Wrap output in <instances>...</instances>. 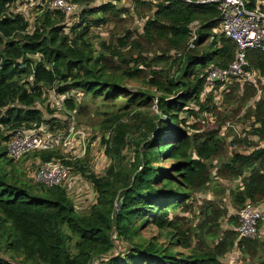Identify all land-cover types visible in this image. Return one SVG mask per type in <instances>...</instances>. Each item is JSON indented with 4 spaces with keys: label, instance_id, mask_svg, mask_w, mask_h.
Wrapping results in <instances>:
<instances>
[{
    "label": "trees",
    "instance_id": "1",
    "mask_svg": "<svg viewBox=\"0 0 264 264\" xmlns=\"http://www.w3.org/2000/svg\"><path fill=\"white\" fill-rule=\"evenodd\" d=\"M94 1L69 0L79 6L74 21L46 0H0V264H221L233 249L264 264V237H240L231 214L221 228L228 210L215 200L226 194L236 211L245 202L264 208V52L247 51L256 85L232 80L203 95L208 69L236 55L215 4ZM244 1L253 8L257 0ZM126 15L141 19L139 31L124 27L107 39L97 32L122 25ZM52 89L64 96L56 110L63 118L51 108ZM218 90L236 111V97L244 105L258 96L240 136L231 126L221 134L229 116L213 101ZM88 99L107 105L92 121L110 159L102 173L56 150L29 153L40 163L60 159L71 177H86V206L66 183L47 186L17 171L6 145L21 127L66 130L69 113H87ZM203 112L221 117L213 125L206 116L204 126ZM165 131L171 135L160 137ZM203 190L212 198L197 203Z\"/></svg>",
    "mask_w": 264,
    "mask_h": 264
},
{
    "label": "built area",
    "instance_id": "2",
    "mask_svg": "<svg viewBox=\"0 0 264 264\" xmlns=\"http://www.w3.org/2000/svg\"><path fill=\"white\" fill-rule=\"evenodd\" d=\"M48 6L59 9L67 14L76 13L79 6L69 0H46ZM189 4H215L220 14V30L225 37L236 45L234 59L225 67L211 66L208 69L202 94L205 95L215 85H220V91L232 80L257 84L256 72L249 68L247 51L259 49L264 52V0H257L253 8L247 6L244 0H182ZM197 22L190 24L188 48L194 47ZM52 96H56L52 89ZM74 113H69L66 132L54 133L44 129L42 133L27 132L24 128L15 129L6 145L7 155L16 159L37 150H54L57 145L63 147L79 144L76 135L82 133L75 128ZM70 168L60 161L39 163L33 170V180L37 183L53 186L65 183L71 179ZM241 178L236 180L240 181ZM237 182V185L240 183ZM237 225L234 229L240 237L262 239L264 237V208L245 202L235 213Z\"/></svg>",
    "mask_w": 264,
    "mask_h": 264
},
{
    "label": "rangeland",
    "instance_id": "3",
    "mask_svg": "<svg viewBox=\"0 0 264 264\" xmlns=\"http://www.w3.org/2000/svg\"><path fill=\"white\" fill-rule=\"evenodd\" d=\"M94 2H98V0H95ZM116 2V1H114ZM116 4L118 6L120 5H128L129 4V0H119L118 2H116ZM76 13L70 14V16H75ZM33 16V15H32ZM72 20H78V18L75 16L72 18ZM142 26V21L141 19H139L138 17H134L131 18V16L126 15V18L124 20V23L119 26H114L112 23H109L108 25H105L103 27H100L97 29V32L100 33V35L104 38L107 39L109 34L113 31H120L121 28L127 27L130 28L131 30H137L139 31V29ZM116 28V29H115ZM189 42V41H188ZM218 93V94H217ZM217 93H213V95H216V97L214 96V102L219 105V109L223 114H227L229 116V118H227L226 120V124L222 127L221 129V134H225L228 130V126L233 127L234 130V134H236V131L238 132V136L241 135V132H243L245 130V128L249 127V124L252 122V119H247L246 118V111L247 108L249 107V105L253 104L254 101L258 98V96L256 97H251L246 104H241V102L238 100V97L235 98V105L233 108H239L238 111H236L237 109H233L231 108V106L228 105H223L222 104V98L224 96V92H220L219 90L217 91ZM218 95V96H217ZM233 96H235V94H232ZM77 96H79V94L77 93ZM64 96L63 95H56L55 97L52 96V94L50 95L49 101L51 103V108H53L56 112V110H58V108L61 106V101L63 100ZM253 98V99H252ZM223 105V107H222ZM86 106L87 109L85 110L87 113L82 112L79 116H75L74 114V124H75V128L77 130H79L82 135H76L75 136V140H79V144H72L66 147H63L62 144L57 145V147L54 149L58 152H60L63 155V158L65 160H77V159H81L84 160L83 163L85 166H87V168L94 172L95 174H100L104 171V169L108 166V164L110 163V159L109 157L106 155L105 153V145L102 144L101 142V133L98 132V130L95 128L94 124L92 123L93 120H97L98 118H96L98 115H96V110L97 109H103L104 105L100 102V100H96L95 102L91 101V100H87L86 102ZM226 108V109H225ZM42 110L44 111V109L42 108ZM226 110L230 111L231 114L229 112H227ZM45 112V111H44ZM54 112V113H55ZM96 112V113H95ZM64 113V112H63ZM155 111L153 110L151 115L154 114ZM46 114V112H45ZM206 112L202 113V117H201V122L203 123L204 126H206V122H205V117L207 116L208 119L206 121H209L210 123H213V125L215 124V122H218V119L221 117L220 115L215 117H210V114H207ZM56 117L59 118H63V116L65 114H61V111H58L54 114ZM53 115V116H54ZM93 117V118H92ZM191 120V119H190ZM200 120V119H199ZM67 130V129H66ZM66 130H59L57 129V132L54 133H59V132H66ZM171 135L170 133H168L167 131H165L163 134H160V137H165V136H169ZM157 136V135H156ZM237 137V136H236ZM256 140V138H255ZM233 148H236L238 151H243V152H248L250 150H252V146H233ZM227 152H229V148L227 149ZM123 154L125 156H127L128 154H130V150H125L123 151ZM224 159H226V156H223ZM222 158V159H223ZM16 161L15 165H16V170L17 171H21L23 172L26 176L28 175L30 178L33 176V170L35 169L36 166L39 165V161L37 158H34L32 156V154H28L25 156H22L20 158H16L14 159ZM218 160V161H217ZM214 160L212 163L214 165H217L220 159ZM56 161H60V159L56 160ZM165 164L167 165V163L165 162ZM69 172H71V168L69 170ZM76 177L75 184L72 185V187H67V184H65V189L68 191V193L70 194V196H77L78 194H80V192L84 193V197L87 198V200H85V202H82L81 200V205H88L90 203V198H91V193L92 192V186L90 185V183L87 181L86 177L82 176L81 174L79 175H74ZM233 181L231 182L230 185H232ZM90 193V195H89ZM205 190L195 194V199L196 202L199 203L202 201L203 197L206 196V198H212V196H210L208 194V192H206L207 194H204ZM76 198V197H75ZM215 200L221 204H223L225 207H227L228 210V214L227 216L222 219L221 221V228H227L229 225V222L227 221L228 216L231 214L235 217V223L233 224V226L236 225L237 223V217L235 215V213L237 212L234 208L231 207V205H228V197L226 194H219L217 195V197L215 198ZM76 202H78V200H76ZM188 217L191 218L190 213L189 214H185ZM116 251V250H114ZM221 264H254L255 261L251 260L250 257L248 256H243L242 254H239V251H237L236 249H233L230 253L226 254V256L222 257L220 259Z\"/></svg>",
    "mask_w": 264,
    "mask_h": 264
},
{
    "label": "crops",
    "instance_id": "4",
    "mask_svg": "<svg viewBox=\"0 0 264 264\" xmlns=\"http://www.w3.org/2000/svg\"><path fill=\"white\" fill-rule=\"evenodd\" d=\"M76 179V177L75 176H72L71 177V179L69 180V181H66L65 183L67 184V187H72V185H74L75 184V180ZM236 181H239V180H234L233 181V183H232V185H230V187H232V188H234L236 185H237V182ZM240 182V181H239ZM84 193H82V192H80V194H78V198L80 199V201L82 200V202H85V200H87V198L86 197H84V195H83ZM89 195H90V193H89ZM79 201V200H78ZM81 203V202H80ZM228 205H230V203L228 202L227 203ZM78 205H81V204H79L78 203ZM262 207H263V204L261 205Z\"/></svg>",
    "mask_w": 264,
    "mask_h": 264
},
{
    "label": "water",
    "instance_id": "5",
    "mask_svg": "<svg viewBox=\"0 0 264 264\" xmlns=\"http://www.w3.org/2000/svg\"><path fill=\"white\" fill-rule=\"evenodd\" d=\"M175 98H176V96H175V97H173V98L171 97V98H170V100H174Z\"/></svg>",
    "mask_w": 264,
    "mask_h": 264
}]
</instances>
